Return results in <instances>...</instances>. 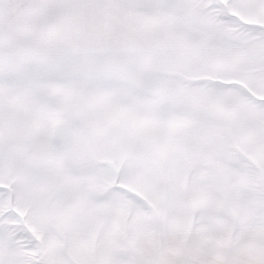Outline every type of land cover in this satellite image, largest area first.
<instances>
[{
    "label": "snow or ice",
    "instance_id": "obj_1",
    "mask_svg": "<svg viewBox=\"0 0 264 264\" xmlns=\"http://www.w3.org/2000/svg\"><path fill=\"white\" fill-rule=\"evenodd\" d=\"M0 264H264V0H0Z\"/></svg>",
    "mask_w": 264,
    "mask_h": 264
}]
</instances>
